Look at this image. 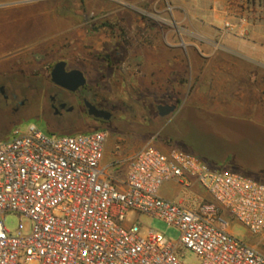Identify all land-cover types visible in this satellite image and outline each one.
Segmentation results:
<instances>
[{"label": "rangeland", "instance_id": "rangeland-1", "mask_svg": "<svg viewBox=\"0 0 264 264\" xmlns=\"http://www.w3.org/2000/svg\"><path fill=\"white\" fill-rule=\"evenodd\" d=\"M43 1L47 4L46 17L40 13L37 14L40 18L33 15L30 20L19 18L12 23L17 31H22L15 32L10 42L16 43L15 46L0 55V83L16 90L19 105L16 111L17 103L0 101V142L10 136L13 128H25L31 122L47 131L44 113L49 101L39 77L49 76L51 65L64 60L69 67L84 71L87 87L115 110L117 125L90 122L75 129L77 132L107 130V157L116 144L121 145L125 154L145 145L178 146L201 156L213 167L240 172L264 182V73H257L258 68L264 69V64H253L234 55L232 61L234 67L239 68L238 73L229 75L233 87L224 89L228 85L221 79L227 69H220L215 60H210L206 69L193 60L191 65L184 60H167V65L153 68L155 60L151 58L157 44L167 49L168 37L175 33L174 21L194 14L196 19L210 22L215 14L221 13L217 37L205 38V41L207 50L225 51L218 40L233 32L236 27L233 20L264 18V0ZM188 8L197 11L189 15ZM203 9L205 15L199 12ZM35 22L44 24L45 28L36 29ZM196 36L199 35L191 36L190 40L197 42ZM214 40L217 43L212 44ZM204 70L209 74H203ZM204 79L208 82L202 81ZM226 94L229 97H225ZM191 101L206 102L208 107L220 111L244 114L254 122L232 117L193 116L187 104ZM162 103H175L177 110L157 118L154 105ZM144 104H148L149 115L154 118L151 125L144 120L148 117ZM160 193L175 200L184 196L173 181L165 182ZM125 219L127 222L136 220L143 229H155L171 241H177L180 235L177 226L155 216L130 210ZM19 221L23 233H29V219L15 212L4 214V225L12 233L17 231ZM230 230L242 241H257L236 220L231 222ZM181 253L184 264H199L191 250L182 249Z\"/></svg>", "mask_w": 264, "mask_h": 264}, {"label": "built area", "instance_id": "built-area-1", "mask_svg": "<svg viewBox=\"0 0 264 264\" xmlns=\"http://www.w3.org/2000/svg\"><path fill=\"white\" fill-rule=\"evenodd\" d=\"M107 141L105 129L52 134L31 122L0 142V264H184L182 249L199 264H264L263 181L178 147L116 144L107 157ZM167 181L184 196H163ZM130 210L177 226L178 240L127 222ZM6 212L29 219V233L21 221L10 232ZM233 220L257 241L236 238Z\"/></svg>", "mask_w": 264, "mask_h": 264}, {"label": "crops", "instance_id": "crops-1", "mask_svg": "<svg viewBox=\"0 0 264 264\" xmlns=\"http://www.w3.org/2000/svg\"><path fill=\"white\" fill-rule=\"evenodd\" d=\"M47 11V4L43 0H0V55L9 52V50L15 46L16 43L10 42L15 32L19 31L20 33L22 31L20 29L17 31L13 26H11L12 23H14L19 18L22 20H24L23 18H28V20H30L29 17L33 15H36L38 18H40V16L37 15H40V13L43 14V17L45 18ZM196 11L197 10H191L188 8L189 15H191V12L195 13ZM204 11L205 9L199 10V12H202L203 15H205ZM229 12L233 13V11ZM220 16L221 13L215 14L214 19L210 20V22L200 18L196 19V14H194L192 17L189 16V18H183L174 21L173 31H175V35L172 34L168 37V41L166 42L167 49H162V47L157 44V49L152 52L151 56L153 61L155 60V64L152 67H163V65L168 64H166L167 60L175 62L178 60H184L187 61L189 65H191L193 60L194 63L203 65L206 69V65L211 62L210 60H215L220 69H227L225 77H223L221 80L226 81L225 84L228 85V87L224 89H231V87H233V82L229 81L232 80L229 75L238 73L237 69H239L233 65L235 64L232 61V58L235 57L234 55L238 56L240 59L246 60L247 62L263 65L264 18L247 20L243 17L233 20L236 25L233 32L230 35L218 40L219 45H221L220 47L225 48V51H218L216 48L215 50L206 49L207 41H205V38L212 40L213 38L217 37V33L221 26V20L218 19ZM211 22L215 24H212ZM34 24L36 25L35 28L39 29L40 31L45 28L44 24L42 25L36 22ZM193 35H199L196 36L197 42L195 40H190V37ZM30 38L28 41H30ZM157 43H159V41ZM213 43L217 42L214 40L212 44ZM144 68L147 67L144 65ZM257 71L258 74L264 73V69L261 70L258 68ZM202 73L209 74L208 72H205V70ZM200 81L201 80H199V82ZM202 81L206 83L208 82L205 79ZM225 97L229 96L226 94ZM187 104H189L193 116H211L216 118L232 117L247 123L254 122L248 119V116H245L244 114H234L212 109L208 107L209 104L206 102L201 103L191 101ZM246 106H253V103H246ZM162 149H165V147Z\"/></svg>", "mask_w": 264, "mask_h": 264}, {"label": "flooded vegetation", "instance_id": "flooded-vegetation-1", "mask_svg": "<svg viewBox=\"0 0 264 264\" xmlns=\"http://www.w3.org/2000/svg\"><path fill=\"white\" fill-rule=\"evenodd\" d=\"M116 53H119L117 51ZM108 55L106 58L108 59ZM59 61V60H58ZM57 62V61H56ZM54 62L51 67L49 68V76L39 77V81L43 82V90H45V95L48 98V106L47 110L45 111L44 115L46 117V125L50 129H56L61 131H70L74 132L76 128H80L84 126L86 123H98V124H115V110H113L110 106H108L105 102L102 101L101 98L94 93L92 88L87 87V78L86 83L79 87L76 91H70L65 89L59 85H56L51 81L50 72L56 63ZM77 67H69L66 63L65 69L70 70ZM41 84V83H40ZM18 93L15 89H10L5 86V84L0 83V101L4 104H8L9 102L11 105L17 103ZM86 101L96 110H103L106 111L105 113L109 114V118L105 119L103 117L95 116L89 113L90 106L86 104ZM162 104H175V103H162ZM18 103L16 105V111L19 109ZM146 107V113L148 117H146L147 124H153L154 118L152 115H149V108L148 104H144ZM158 104L154 105L155 115L156 117H165L158 115ZM15 108L13 107V110Z\"/></svg>", "mask_w": 264, "mask_h": 264}, {"label": "water", "instance_id": "water-1", "mask_svg": "<svg viewBox=\"0 0 264 264\" xmlns=\"http://www.w3.org/2000/svg\"><path fill=\"white\" fill-rule=\"evenodd\" d=\"M65 66L66 62L64 60H59L54 64L50 72L51 81L65 89L76 91L79 87L86 83L84 73L78 68L66 70ZM86 104L90 106V114L103 117L105 119L109 118V114L105 113L106 111L93 109V107L87 101ZM157 109L159 116H167L177 110V105L158 104Z\"/></svg>", "mask_w": 264, "mask_h": 264}, {"label": "trees", "instance_id": "trees-1", "mask_svg": "<svg viewBox=\"0 0 264 264\" xmlns=\"http://www.w3.org/2000/svg\"><path fill=\"white\" fill-rule=\"evenodd\" d=\"M84 130L91 131V130H95V129H90V130H88V129H84ZM47 131H48L49 133H52V134H70V133H75V132H77V131H74V132H70V131H61V130H56V129H50V128H48V127H47ZM78 132H83V131H78Z\"/></svg>", "mask_w": 264, "mask_h": 264}]
</instances>
